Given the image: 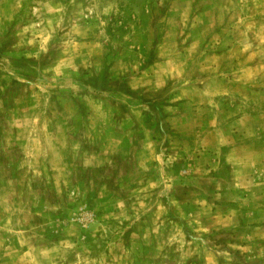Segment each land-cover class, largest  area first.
<instances>
[{
  "label": "rangeland",
  "instance_id": "374dc122",
  "mask_svg": "<svg viewBox=\"0 0 264 264\" xmlns=\"http://www.w3.org/2000/svg\"><path fill=\"white\" fill-rule=\"evenodd\" d=\"M0 264H264V0H0Z\"/></svg>",
  "mask_w": 264,
  "mask_h": 264
}]
</instances>
